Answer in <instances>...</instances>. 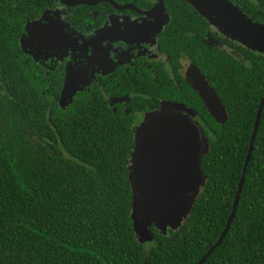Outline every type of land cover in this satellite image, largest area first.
Listing matches in <instances>:
<instances>
[{"label":"trees","instance_id":"1","mask_svg":"<svg viewBox=\"0 0 264 264\" xmlns=\"http://www.w3.org/2000/svg\"><path fill=\"white\" fill-rule=\"evenodd\" d=\"M2 48L0 264H195L231 210L264 92V54L223 79L225 121L201 120L213 127L203 130L204 178L185 217L164 230L149 224L150 237L138 239L129 123L85 90L59 104V86L34 82ZM201 264H264V103L234 214Z\"/></svg>","mask_w":264,"mask_h":264},{"label":"flooded vegetation","instance_id":"2","mask_svg":"<svg viewBox=\"0 0 264 264\" xmlns=\"http://www.w3.org/2000/svg\"><path fill=\"white\" fill-rule=\"evenodd\" d=\"M225 1L264 24L256 19L264 0ZM0 44L36 83L58 92L66 82L82 85L71 97L88 91L129 123L133 137L151 112L186 116L202 133L211 131L201 120L220 122L195 87L213 92L227 117L223 79L236 65L250 66L252 54H264L232 38L191 0H0Z\"/></svg>","mask_w":264,"mask_h":264},{"label":"water","instance_id":"3","mask_svg":"<svg viewBox=\"0 0 264 264\" xmlns=\"http://www.w3.org/2000/svg\"><path fill=\"white\" fill-rule=\"evenodd\" d=\"M222 1L226 3L225 0ZM254 28L258 29V27ZM241 34L235 33L238 39L244 41L238 37ZM192 85L194 86L193 82ZM82 87V85L64 83L60 90L59 104L69 102L72 93ZM200 87L198 86V89L195 87V89L208 111L216 121L223 123L226 113L222 104L213 92L201 91ZM263 103L264 92L259 99L252 122L230 213L214 243L195 264H201L204 261L220 242L229 226L237 204ZM134 136V145L128 164V178L133 193L130 214L135 229L139 231L138 239H147L151 235L147 229L149 224L164 230L166 226H177L185 217L204 178L199 161L207 149V142L200 128L193 123L191 118L176 116V114L166 115L161 112L146 114L136 127Z\"/></svg>","mask_w":264,"mask_h":264},{"label":"rangeland","instance_id":"4","mask_svg":"<svg viewBox=\"0 0 264 264\" xmlns=\"http://www.w3.org/2000/svg\"><path fill=\"white\" fill-rule=\"evenodd\" d=\"M193 4L202 9L207 15L214 17L219 27L243 45L258 52H264V24L249 21L235 7L227 5L222 0H191ZM212 2V5L210 3ZM226 15V16H225ZM226 26V28H225ZM258 27V29L254 28ZM242 33L237 38L235 33ZM247 34V35H246Z\"/></svg>","mask_w":264,"mask_h":264}]
</instances>
